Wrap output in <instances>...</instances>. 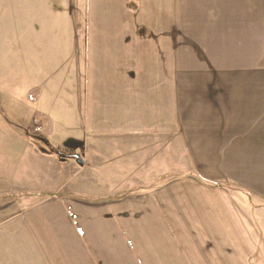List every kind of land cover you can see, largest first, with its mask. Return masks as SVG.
Here are the masks:
<instances>
[{"label": "crops", "instance_id": "crops-1", "mask_svg": "<svg viewBox=\"0 0 264 264\" xmlns=\"http://www.w3.org/2000/svg\"><path fill=\"white\" fill-rule=\"evenodd\" d=\"M15 4L38 32L0 73V189L27 197L0 264H248L206 163L264 126V0L190 28L174 0Z\"/></svg>", "mask_w": 264, "mask_h": 264}, {"label": "rangeland", "instance_id": "rangeland-1", "mask_svg": "<svg viewBox=\"0 0 264 264\" xmlns=\"http://www.w3.org/2000/svg\"><path fill=\"white\" fill-rule=\"evenodd\" d=\"M16 1L0 0V73L2 70L6 73L10 69L7 68L9 46L23 56L24 41L29 38L34 39L30 34L31 31L35 34L38 32L24 28V9L22 4L15 6ZM174 1L177 26L187 28L194 26L200 16L209 11V7H204L206 4L212 6L216 2V0ZM10 31L14 35L11 42L8 38ZM9 64L14 68L22 69V57L15 63L9 62ZM6 116V112L0 109V117ZM256 127L258 131L250 135L251 138L241 131L240 136L237 137V146L225 148L222 151L223 155L207 158V170L205 169L214 172L213 180L222 189L227 208L236 214L240 223L239 244L247 249L245 255H248V264H264V126ZM50 129L51 126L48 124L46 133ZM244 137L246 140L243 139ZM24 193L23 189H0V208L7 207L9 202L15 201L25 206L23 201L27 197Z\"/></svg>", "mask_w": 264, "mask_h": 264}, {"label": "water", "instance_id": "water-1", "mask_svg": "<svg viewBox=\"0 0 264 264\" xmlns=\"http://www.w3.org/2000/svg\"><path fill=\"white\" fill-rule=\"evenodd\" d=\"M75 157H76V162L78 163V164H83V161H82V159L80 158V156H78V155H75Z\"/></svg>", "mask_w": 264, "mask_h": 264}, {"label": "trees", "instance_id": "trees-1", "mask_svg": "<svg viewBox=\"0 0 264 264\" xmlns=\"http://www.w3.org/2000/svg\"><path fill=\"white\" fill-rule=\"evenodd\" d=\"M49 148L53 151V152H55V153H60L61 154V152L60 151H58L57 149H55V148H52V147H50L49 146Z\"/></svg>", "mask_w": 264, "mask_h": 264}]
</instances>
